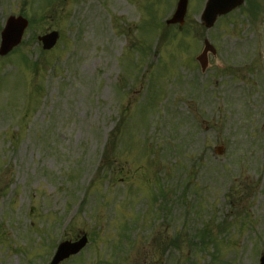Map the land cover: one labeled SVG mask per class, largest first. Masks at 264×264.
Segmentation results:
<instances>
[{"label": "rangeland", "instance_id": "obj_1", "mask_svg": "<svg viewBox=\"0 0 264 264\" xmlns=\"http://www.w3.org/2000/svg\"><path fill=\"white\" fill-rule=\"evenodd\" d=\"M176 2L0 0V30L29 21L0 58V264H48L81 234L62 264H258L264 0L209 32L188 0L161 39ZM204 38L217 53L200 73Z\"/></svg>", "mask_w": 264, "mask_h": 264}, {"label": "water", "instance_id": "obj_2", "mask_svg": "<svg viewBox=\"0 0 264 264\" xmlns=\"http://www.w3.org/2000/svg\"><path fill=\"white\" fill-rule=\"evenodd\" d=\"M242 4V0H209L202 15V21L207 28H210L219 15H223ZM187 0H179L177 9L172 19L167 22L170 24H182L186 12ZM27 27V22L22 18H9L5 28L1 33L0 56L7 55L13 48L18 46L22 35ZM57 33H51L38 40L42 43L44 50H50L56 44ZM87 239L83 236L80 240L69 243L64 242L59 245L57 252L50 264H59L70 256L76 255L85 247ZM260 264H264V253L260 258Z\"/></svg>", "mask_w": 264, "mask_h": 264}, {"label": "flooded vegetation", "instance_id": "obj_3", "mask_svg": "<svg viewBox=\"0 0 264 264\" xmlns=\"http://www.w3.org/2000/svg\"><path fill=\"white\" fill-rule=\"evenodd\" d=\"M202 1L205 4L206 0H202ZM256 12L257 13L262 12V7H260ZM225 17L228 18L229 16H225ZM259 20L264 22V18H259ZM256 21H257V16H256ZM209 55L212 56V57H215L216 56V54L215 55L208 54V56H207V63H209Z\"/></svg>", "mask_w": 264, "mask_h": 264}]
</instances>
